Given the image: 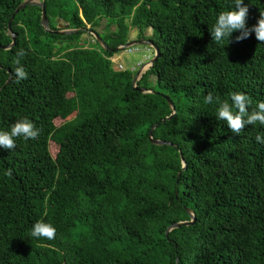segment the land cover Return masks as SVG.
<instances>
[{"label": "trees", "instance_id": "1", "mask_svg": "<svg viewBox=\"0 0 264 264\" xmlns=\"http://www.w3.org/2000/svg\"><path fill=\"white\" fill-rule=\"evenodd\" d=\"M24 1L0 0V130L27 117L39 135L0 148V264H264V126L235 134L204 102L264 101V42L212 41L231 0H40L51 29L76 31L45 29L27 4L4 48ZM245 3L252 26L264 0ZM88 25L107 48L82 41ZM132 27L160 52L138 88L112 60ZM40 220L55 239L30 237Z\"/></svg>", "mask_w": 264, "mask_h": 264}, {"label": "clouds", "instance_id": "2", "mask_svg": "<svg viewBox=\"0 0 264 264\" xmlns=\"http://www.w3.org/2000/svg\"><path fill=\"white\" fill-rule=\"evenodd\" d=\"M248 14L249 6L245 0H231L229 10L221 12L215 20L210 31L212 41L224 47L230 42L233 32L239 31V35L235 36L236 42L249 38L252 33L255 34L258 41L264 42V13L260 14L257 23L252 26L247 24ZM137 46L139 45L137 44ZM149 47L154 49L152 46ZM24 55L23 50L17 53L18 57ZM16 65L14 74L17 83H19L28 78V73L21 65L20 59L16 60ZM229 99L231 103L228 100L221 101L219 97H214L212 93H208L204 102L218 105L215 114L216 119L226 121L229 129L235 134H240L247 125L255 126L259 123V125L264 126V101L257 102L255 108H252L251 97L242 91L230 93ZM38 135L39 129L32 120L27 117L18 119L10 130H0V148L12 150L16 147V138L34 140ZM255 139L258 143L264 144V136L257 135ZM56 234L55 225L45 220L35 222L30 231V237L45 238L49 241L55 239Z\"/></svg>", "mask_w": 264, "mask_h": 264}, {"label": "water", "instance_id": "3", "mask_svg": "<svg viewBox=\"0 0 264 264\" xmlns=\"http://www.w3.org/2000/svg\"><path fill=\"white\" fill-rule=\"evenodd\" d=\"M27 4H38L42 7V20H41V23L42 25L45 27V29L49 30V31H54L56 33H62V34H69L73 31H76V29H69V28H65V29H58V30H53L51 29L50 27V19L49 17L47 16V9H46V4H45V1H42V2H38L37 0H25L24 2H22L16 9V11L14 12V14L12 15V17L10 18L9 20V25H8V28H9V33L11 34L12 38H13V42L9 45H3L4 48H10L14 43H15V39H16V33L13 31L12 29V23H13V20L16 16L17 13L20 12L21 9H23ZM91 31L92 34H94V36L96 37V39L100 42V44L107 48V44L105 43V41L103 40L102 36L99 34V32L94 29V28H91L89 29ZM135 38V39H133ZM136 44H145V45H149V46H152L154 47L155 51H156V54L153 58V60L151 61V65L158 59L159 55H160V52H159V49L157 47V44L153 41V40H150V39H146V38H137L136 39V35H132V39L130 41H128L126 44H122L119 46L120 49H124V48H128V47H131V46H134ZM2 47V45L0 44V48ZM145 72V71H144ZM142 76V70H138L135 77H134V80H133V83H134V88H138V85H137V82L138 80L140 79V77ZM10 83V79H8L7 81V84ZM142 91H145L146 90L144 88H141ZM170 102V105L172 107V114L169 116V117H172L175 113H176V106H175V103L171 100L170 97L166 96ZM152 140L156 143H159V144H165V143H169L165 140H162V139H154L152 136H151ZM172 144V143H170ZM191 215H192V220H187V221H180V222H177V223H174L172 224L168 230H172L173 228L175 227H179L180 225L182 224H192L196 218L194 212H191Z\"/></svg>", "mask_w": 264, "mask_h": 264}, {"label": "rangeland", "instance_id": "4", "mask_svg": "<svg viewBox=\"0 0 264 264\" xmlns=\"http://www.w3.org/2000/svg\"><path fill=\"white\" fill-rule=\"evenodd\" d=\"M37 1L39 2L40 0H37ZM105 23H106V20L103 19L102 25H105ZM88 28L90 29L91 25H88ZM102 29L103 27L99 26L96 30L98 31ZM138 31L139 30L137 28L132 27L131 35L133 36L136 35V39L138 38L137 37ZM151 31L152 30L149 29L147 33H150ZM92 35L93 34L91 33V31L87 30L83 35L82 41L83 42H88L89 40L91 41L93 39ZM138 45L139 47L136 49L132 48L131 46L128 48L121 49L120 52L116 53L112 57V60L114 61L115 65L118 66L120 69H133L136 72L141 69L142 74H143L144 71H146L151 66V61L153 60L156 54V51L155 49L149 47L148 45H145V44H138ZM121 65L123 66L122 68H121ZM62 121H63L62 119H58L57 123L59 124ZM58 148H59L58 144H56L55 142L51 143V149L54 155H56Z\"/></svg>", "mask_w": 264, "mask_h": 264}, {"label": "built area", "instance_id": "5", "mask_svg": "<svg viewBox=\"0 0 264 264\" xmlns=\"http://www.w3.org/2000/svg\"><path fill=\"white\" fill-rule=\"evenodd\" d=\"M138 47H139V46H137V45H136V46H132V48H135V49L138 48ZM122 67H123V66L121 65V68H122Z\"/></svg>", "mask_w": 264, "mask_h": 264}]
</instances>
